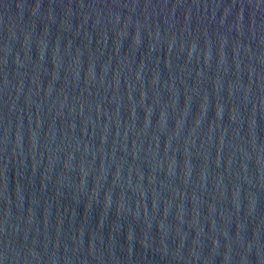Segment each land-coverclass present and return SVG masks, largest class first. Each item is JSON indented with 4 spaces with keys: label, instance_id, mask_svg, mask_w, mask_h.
<instances>
[{
    "label": "water",
    "instance_id": "1",
    "mask_svg": "<svg viewBox=\"0 0 264 264\" xmlns=\"http://www.w3.org/2000/svg\"><path fill=\"white\" fill-rule=\"evenodd\" d=\"M0 264H264V0H0Z\"/></svg>",
    "mask_w": 264,
    "mask_h": 264
}]
</instances>
